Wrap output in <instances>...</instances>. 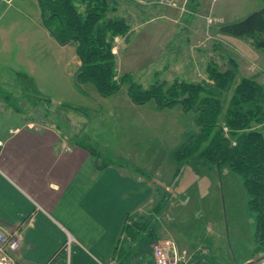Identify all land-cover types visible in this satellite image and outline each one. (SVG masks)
I'll return each mask as SVG.
<instances>
[{
  "label": "rangeland",
  "instance_id": "1",
  "mask_svg": "<svg viewBox=\"0 0 264 264\" xmlns=\"http://www.w3.org/2000/svg\"><path fill=\"white\" fill-rule=\"evenodd\" d=\"M186 1L168 7L164 0H108L111 7H121L116 15L126 17L130 26L150 19L152 9L161 15L166 8L177 10L179 18L184 17L187 9L182 11L178 6ZM196 1L199 11H213L204 18L205 23L208 16L217 19L211 26L236 23L263 6L262 0ZM41 11L38 0H0V98L29 119L54 123L76 143L89 145L96 152L93 156L100 169L107 164L124 174L150 178L153 198L137 215L156 229L157 236H149L152 242L147 249L152 251L156 242L170 239L189 257V264L202 263L199 258L205 256L214 264H235L232 257L235 261L249 257L250 261L264 255L255 249V217L248 209L241 177L227 167L214 170L194 158L178 160L190 136L197 132L194 112L183 111L179 105L159 109L154 99L137 105L128 96L129 80L143 90L176 80L211 84L205 66L200 68L201 74L186 77L166 59L161 63L169 66L158 71L159 61L147 62L153 46L141 39V31L129 34L124 45L125 36L115 37L114 54L121 45L115 56L116 81L124 74L130 79L118 93L101 97L92 83L77 80L81 63L76 42L59 44L44 25ZM235 42L230 44L228 60L221 59L215 66L220 71L236 69L238 78L258 75L264 83V52L252 56L254 47L258 48L251 38ZM23 76L34 84L26 85ZM65 106L80 111L66 110ZM223 134L228 137L229 131ZM163 196L164 206L155 212Z\"/></svg>",
  "mask_w": 264,
  "mask_h": 264
},
{
  "label": "crops",
  "instance_id": "2",
  "mask_svg": "<svg viewBox=\"0 0 264 264\" xmlns=\"http://www.w3.org/2000/svg\"><path fill=\"white\" fill-rule=\"evenodd\" d=\"M197 3L184 2L187 11L180 18L177 10L166 8L161 15L152 9L150 19L130 26L121 45L129 34L141 31V39L153 46L148 64L159 61L161 71L169 66L161 62L170 59L186 77L201 74L200 68L211 62L228 60L230 44L241 37L222 33L224 25L207 29L204 18L213 11L205 14ZM262 52L254 47L252 56ZM246 77L264 85L258 75ZM150 183L148 177L124 174L113 166L100 169L93 154L54 123L29 119L0 98V228L21 231L16 264H115V259L123 261V254L125 264H153L144 239L126 241L122 234L128 218L136 219L153 198Z\"/></svg>",
  "mask_w": 264,
  "mask_h": 264
},
{
  "label": "trees",
  "instance_id": "3",
  "mask_svg": "<svg viewBox=\"0 0 264 264\" xmlns=\"http://www.w3.org/2000/svg\"><path fill=\"white\" fill-rule=\"evenodd\" d=\"M262 1L263 6L259 10L236 23L224 25L222 33L251 38L258 49L264 50ZM38 2L43 10L44 25L56 41L61 45L76 42V54L81 63L78 82L92 83L104 98L118 93L130 76L124 74L119 82L116 81L113 39L127 35L130 30L127 19L114 17L117 9L111 7L108 0ZM206 71L211 84L176 80L171 85L160 83L143 90L129 80L128 96L137 105L154 99L159 109L179 105L183 111L194 112L197 132L190 136L177 156L178 160L194 158L214 167V170L227 167L241 177L248 196V209L255 217V249L264 254V85L254 77L238 78L236 69L220 71L210 64ZM24 79L26 85L34 84L31 78ZM34 91L38 93L35 87ZM65 109L80 111L69 106H65ZM223 126L229 131L228 137L223 134ZM80 146L96 155L89 145ZM163 199L164 196L157 201L153 209L155 212L160 211ZM142 217L135 219L130 216L122 228V234L126 241L141 242L144 239L146 248L152 242L149 236L155 239L157 234L156 229ZM125 256L127 254H123V261L115 259V264H125ZM205 257L199 258L202 261L199 264H214L213 259ZM232 259L235 263V259Z\"/></svg>",
  "mask_w": 264,
  "mask_h": 264
},
{
  "label": "built area",
  "instance_id": "4",
  "mask_svg": "<svg viewBox=\"0 0 264 264\" xmlns=\"http://www.w3.org/2000/svg\"><path fill=\"white\" fill-rule=\"evenodd\" d=\"M179 1L180 0H164L163 4L168 7H175ZM178 8L182 11L185 10L184 6H178ZM216 21L217 19L214 17H206L207 27L211 26ZM30 127L34 128L33 125ZM222 130L228 132L225 126L222 127ZM20 242L21 231L19 228H0V264H16L15 254L19 249ZM69 243L70 241L65 245L66 249H68ZM205 252L207 253V251L204 250L203 253ZM152 256L153 264H189L190 262L189 257L179 251L177 244L170 239H162L156 242L152 249Z\"/></svg>",
  "mask_w": 264,
  "mask_h": 264
},
{
  "label": "water",
  "instance_id": "5",
  "mask_svg": "<svg viewBox=\"0 0 264 264\" xmlns=\"http://www.w3.org/2000/svg\"><path fill=\"white\" fill-rule=\"evenodd\" d=\"M41 17H42V19L44 20V17H43V10L41 11ZM227 237H228V235H227ZM262 260H264V255L259 256V257H257V258H254V259H252V260H250V261H248V262H246V263H244V264H257V263H259V262L262 261ZM235 264H238V263L235 262Z\"/></svg>",
  "mask_w": 264,
  "mask_h": 264
}]
</instances>
